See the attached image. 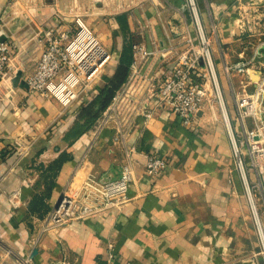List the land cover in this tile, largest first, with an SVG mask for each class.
Wrapping results in <instances>:
<instances>
[{
    "label": "crops",
    "instance_id": "0c3cea01",
    "mask_svg": "<svg viewBox=\"0 0 264 264\" xmlns=\"http://www.w3.org/2000/svg\"><path fill=\"white\" fill-rule=\"evenodd\" d=\"M12 1L0 0V18L8 22V38L2 39L13 45L14 68L39 54L41 46L33 38L36 26L58 19L83 20L95 5L109 3L123 15L110 19V28L104 23L91 27L112 52L114 70L127 43H140L148 51L166 46V18L182 3L15 0L14 12ZM196 3L203 27L212 36L219 72L224 65L250 58L264 39V0ZM238 3L250 8L257 22L253 34L240 35L234 27ZM99 7L95 18L102 19ZM21 44L27 46L18 51ZM159 62L154 56L148 59L152 69ZM10 74L13 94L0 100V238L21 255H31L35 264H98L105 262L107 244L113 243L112 264H264V175L247 172L249 184L260 185L255 194L258 226L220 116L214 118L206 107L199 126L187 129L177 115L160 109L148 125L135 120L126 145L113 142L112 129L93 141L92 127L72 135L79 110L89 101L63 107L55 99L28 93L22 77L14 84L16 75ZM222 81L225 85L224 77ZM233 82L237 85L236 77ZM225 95L232 109L228 89ZM21 146L29 148L23 158L18 154ZM133 146L134 179L124 206L44 230L67 185L78 186L89 173L104 182L119 179L126 149ZM149 153L168 164L156 175L145 171Z\"/></svg>",
    "mask_w": 264,
    "mask_h": 264
},
{
    "label": "built area",
    "instance_id": "2783aa9c",
    "mask_svg": "<svg viewBox=\"0 0 264 264\" xmlns=\"http://www.w3.org/2000/svg\"><path fill=\"white\" fill-rule=\"evenodd\" d=\"M181 1L166 18V46L148 51L140 43L132 44L128 78L91 128L92 140L105 129H112L113 142L126 145L135 120L141 118L148 125L160 109L170 110L185 128L194 129L199 126L200 114L207 107L214 118L220 116L226 127L235 166L244 181L250 208L259 226L255 194L260 185L251 186L247 172L264 175V39L254 47L250 58L224 65L219 72L214 60L213 39L203 27L196 0ZM16 5L17 1L13 0L14 12ZM236 7L234 27L240 35L253 34L257 22L250 8L241 3ZM35 29L33 38L36 37L41 46L39 54L30 63L14 68L11 65L13 45L8 39H2L8 38V22L0 18V100L13 94L8 84L13 73L14 76L21 74L28 93L55 99L63 107L80 99L89 101L104 70L112 65V52L79 18L72 22L58 19ZM25 45L21 44L18 51ZM152 56L160 59L155 69L148 63ZM235 77L237 85L233 82ZM225 89L231 93L232 109ZM28 151L27 146H21L20 158ZM134 153V146L126 149L122 174L117 180L104 182L89 173L78 186L67 185L58 206L49 213L44 230H54L124 206L129 201L127 191L134 179ZM145 157V171L149 175L160 173L168 165L165 158L155 153ZM114 250V244L108 243L105 262L98 264H112ZM7 263L35 264L31 255H21L0 238V264Z\"/></svg>",
    "mask_w": 264,
    "mask_h": 264
},
{
    "label": "trees",
    "instance_id": "16d2710c",
    "mask_svg": "<svg viewBox=\"0 0 264 264\" xmlns=\"http://www.w3.org/2000/svg\"><path fill=\"white\" fill-rule=\"evenodd\" d=\"M132 59V45L127 43L122 48L114 73L97 86L94 96L79 110L73 136L80 135L93 127L100 114L111 103L116 91L126 82Z\"/></svg>",
    "mask_w": 264,
    "mask_h": 264
},
{
    "label": "rangeland",
    "instance_id": "374dc122",
    "mask_svg": "<svg viewBox=\"0 0 264 264\" xmlns=\"http://www.w3.org/2000/svg\"><path fill=\"white\" fill-rule=\"evenodd\" d=\"M98 6H100L99 8H101V12L105 15L102 19H98V18H95L96 16H98V13H97V9ZM91 14H90V17L89 16H86L85 18H83V22L88 26L90 27L93 31H94V28H92L93 26H95V24H99V23H104V24H108V27L110 28V22L109 20L110 19H113L115 17H121L123 14H116L114 8H113V4H100V5H95V9L94 8H91L90 11H89ZM94 13H97V14H94ZM114 22V20H113ZM235 22V20H234ZM93 25V26H92ZM92 26V27H91ZM236 29V28H235ZM237 30V29H236ZM94 33L98 36V34L96 33V31H94ZM99 37V36H98ZM100 38V37H99ZM100 40L102 41V43L104 45L105 44V41L104 39L100 38ZM108 47V46H107ZM114 49V48H113ZM112 49V50H113ZM111 64L110 66H108L104 72H103V76L101 78V80H104V78L106 77H110L113 73H114V69L112 68L113 65H116V61L114 59V56H113V59L111 61Z\"/></svg>",
    "mask_w": 264,
    "mask_h": 264
},
{
    "label": "water",
    "instance_id": "95a60500",
    "mask_svg": "<svg viewBox=\"0 0 264 264\" xmlns=\"http://www.w3.org/2000/svg\"><path fill=\"white\" fill-rule=\"evenodd\" d=\"M20 76H21V74H18V75L16 76V78H15V80H14V84H17V83H18V80H19ZM23 86L26 87L25 84H23ZM61 198H62V194L60 195V197L58 198V200H57V202H56V204H55L56 207L58 206V204H59Z\"/></svg>",
    "mask_w": 264,
    "mask_h": 264
}]
</instances>
